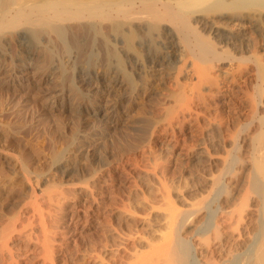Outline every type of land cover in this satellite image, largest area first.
I'll return each instance as SVG.
<instances>
[{"label":"bare ground","instance_id":"bare-ground-1","mask_svg":"<svg viewBox=\"0 0 264 264\" xmlns=\"http://www.w3.org/2000/svg\"><path fill=\"white\" fill-rule=\"evenodd\" d=\"M151 31L157 35L145 39ZM11 43L17 57L46 70L47 79L66 80L65 66L75 64L81 85L93 82L106 99L118 91L127 99L140 90L159 91L150 136L176 157L187 154L171 143L186 119L211 106L221 113L241 98L248 119L221 140L218 152L208 146L193 152L212 168L194 187L175 193L178 204L161 178L165 165L150 157L145 172L154 179V196L140 200L143 212L124 203L117 208L141 226L158 220L148 233L120 234V264H264V49H258L264 46V0H0V61ZM84 59L104 70H83ZM39 61L49 67L40 69ZM114 63H125L126 73L119 77ZM226 64L243 85L227 75ZM114 109L103 104L96 113L115 126ZM115 169L108 173L120 174ZM91 176L69 186L29 179L28 199L0 209V264H60L76 235L78 206L96 204L92 211L103 215L89 190Z\"/></svg>","mask_w":264,"mask_h":264},{"label":"rangeland","instance_id":"rangeland-1","mask_svg":"<svg viewBox=\"0 0 264 264\" xmlns=\"http://www.w3.org/2000/svg\"><path fill=\"white\" fill-rule=\"evenodd\" d=\"M148 32L145 39L150 34L157 35ZM134 41L129 44L133 49ZM16 49L11 43L6 50L7 59L0 61V173H4L0 176V209L4 207L8 212L25 202L30 180L39 186L51 182L69 186L81 181V177L93 175L89 177V190L96 194L97 209L103 211L100 216L92 211L96 204L78 206L76 235L64 247L60 264H120V234L136 230L148 233L158 220L155 216L148 221L150 226H141L126 219L117 208L124 203L137 213L143 212L140 200L154 196V179L145 172L153 165L150 157L165 165L161 178L178 204L175 193L194 187L201 175L212 168L207 161L194 159L193 152L203 146L218 152L221 140L248 119L246 106L238 96L221 113L214 106L203 109L198 118L186 119L183 129L172 134L171 143L177 141L176 147L187 152L176 157L172 147L159 148L150 136L151 119L160 102L159 91L148 95L140 90L129 99L118 91L106 99L93 89V82L90 86L81 85L75 78V64L65 66L71 76L58 82L47 79L43 67L49 66L39 61L43 71L34 70V62L22 61ZM140 56L143 60L142 53ZM82 62V69L89 73L104 70L86 63V59ZM225 66L227 75L238 79L233 64ZM111 69L119 77L127 71L125 63H114ZM217 74L223 78L218 72L213 75ZM180 78L184 83L190 80L184 73ZM238 83L243 85L242 79ZM223 85L224 89L230 87L228 82ZM202 91L211 98L209 87ZM103 104L116 105L113 116L119 119L117 125L96 113ZM84 143V150L80 151L78 146ZM116 166L120 174L108 173V169L115 171Z\"/></svg>","mask_w":264,"mask_h":264}]
</instances>
